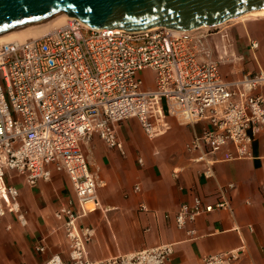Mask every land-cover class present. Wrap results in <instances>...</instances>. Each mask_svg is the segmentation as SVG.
Listing matches in <instances>:
<instances>
[{
	"label": "built area",
	"instance_id": "obj_1",
	"mask_svg": "<svg viewBox=\"0 0 264 264\" xmlns=\"http://www.w3.org/2000/svg\"><path fill=\"white\" fill-rule=\"evenodd\" d=\"M253 47H257L253 43ZM222 59L200 33L171 28L128 31L94 29L78 18L39 39L0 47V226L12 216L27 228L20 192L6 183L13 172L31 187L65 173L75 201L61 205L69 259L54 254L45 264H168L175 253L164 244L136 253L90 261L95 229L80 222L102 209L98 178L91 172L83 144L99 138L124 154L117 127L135 119L150 140L168 128L166 117L184 125L206 122L185 150L203 164L208 181L216 175L211 157L232 146V160L251 159L252 145L264 135V71L228 80ZM153 73V89L143 73ZM162 123V124H160ZM144 165V160L139 159ZM174 171V177H178ZM234 184L220 187L216 203L195 197L176 213V227L197 238L196 221L216 210L232 212ZM136 192L140 187L136 186ZM141 211H147L142 205ZM7 231L13 230L8 223ZM252 231V229L250 228ZM38 253L46 252L38 247ZM245 247L208 255L204 264H241Z\"/></svg>",
	"mask_w": 264,
	"mask_h": 264
},
{
	"label": "crops",
	"instance_id": "obj_2",
	"mask_svg": "<svg viewBox=\"0 0 264 264\" xmlns=\"http://www.w3.org/2000/svg\"><path fill=\"white\" fill-rule=\"evenodd\" d=\"M258 19L264 17L244 20ZM212 40L206 39V45ZM261 71L264 66L260 64L255 74ZM148 87L153 89V84ZM170 118L165 120L168 128L152 143L140 139V135L145 136L135 119L120 124L117 134L124 154L108 148L97 137L83 144L90 170L99 181L97 196L102 205L80 222L95 229L87 247L89 260L102 261L173 244L175 253L168 264H204L208 255L241 247H245L241 264H264V135L252 145L251 159H230L232 146L213 155L216 177L208 181L202 175L205 166L195 163V156L185 150L207 123L189 126ZM141 158L143 166L139 164ZM174 171L179 172L177 178ZM6 183L19 190L29 225L22 228L9 216L0 226V264H45L54 254L68 261V241L63 223L56 217L61 205L75 201L68 176L54 171L49 182L31 187L24 177L9 172ZM231 183L235 185L231 213L216 210L199 218L193 227L196 239L177 229L175 216L182 204L191 203L195 197L216 203L218 189ZM142 205L147 211H141ZM8 223L13 225L10 232L6 230ZM38 247H45L46 252L38 253Z\"/></svg>",
	"mask_w": 264,
	"mask_h": 264
},
{
	"label": "water",
	"instance_id": "obj_3",
	"mask_svg": "<svg viewBox=\"0 0 264 264\" xmlns=\"http://www.w3.org/2000/svg\"><path fill=\"white\" fill-rule=\"evenodd\" d=\"M261 9L264 0H0V35L52 20L62 11L94 29L187 31Z\"/></svg>",
	"mask_w": 264,
	"mask_h": 264
},
{
	"label": "rangeland",
	"instance_id": "obj_4",
	"mask_svg": "<svg viewBox=\"0 0 264 264\" xmlns=\"http://www.w3.org/2000/svg\"><path fill=\"white\" fill-rule=\"evenodd\" d=\"M62 12V16L66 18L74 17V15L67 11ZM68 20L66 19L64 24L60 27L58 26L57 29L66 25ZM51 21L45 22L43 26L40 25L36 29L45 30L49 27L52 28L54 25L53 20ZM200 34L205 36V40L213 39L212 44L208 45L214 52L215 60H219V57H221L220 69L226 79H236L243 74H255V72L260 70V64L264 66V19L255 21L242 19L236 21L231 20L221 26L212 27L209 30L205 29V31ZM223 36L226 38L227 42L224 41ZM253 43L257 44L256 48L253 47ZM218 46L219 48L217 49ZM143 76L146 79L147 85L151 86L153 84V73L146 72L143 73ZM170 119L181 123V121L174 117ZM130 123H132V121ZM139 128L145 136L144 139V137L140 135L141 140L152 143L159 138L150 140L143 132L140 124ZM132 129H134V127H132Z\"/></svg>",
	"mask_w": 264,
	"mask_h": 264
},
{
	"label": "bare ground",
	"instance_id": "obj_5",
	"mask_svg": "<svg viewBox=\"0 0 264 264\" xmlns=\"http://www.w3.org/2000/svg\"><path fill=\"white\" fill-rule=\"evenodd\" d=\"M263 17H264V9H261V10L249 11V12L244 13L241 16H239L237 18H234V19H231V20L232 21H234V20L236 21V20H240V19L244 20V19H248V18H263ZM73 18H75V17L66 18L64 16H61V17L59 16L57 18H54V19H52L54 26H52V28L51 27L46 28L45 30H38L39 28L38 29H36V28L39 27L40 25L43 26L44 23L48 22V21H45V22H42V23H39V24H35V25H32V26H28V27H25V28H22V29H18V30H15V31H11V32H8V33L1 34L0 35V47L2 45H4V44H11V43L22 44V43H25L26 41H29V40L42 38L46 34L58 30L57 29L58 26L60 27L62 24H64L66 19L67 20L69 19L68 20V22H69ZM231 20H228V21H231ZM49 21H51V20H49ZM68 22L66 23V25L68 24ZM226 22L227 21H225L224 23H226ZM224 23H221V24L216 25V26L215 25H211V26L203 25V26L198 27V28L193 29V30H187V31L186 30H179V31L188 32V33L189 32H192V33H196V32L197 33H199V32L203 33V31H205V29L209 30L212 27H218V26L223 25ZM66 25H64L63 27H65ZM165 28H167V27H165ZM149 29H156V28L155 27H150V28H148L146 30H149ZM171 29L178 30V29H175V28H171Z\"/></svg>",
	"mask_w": 264,
	"mask_h": 264
}]
</instances>
